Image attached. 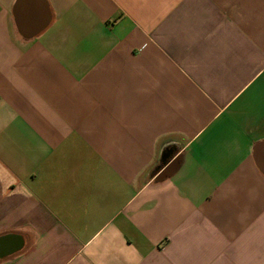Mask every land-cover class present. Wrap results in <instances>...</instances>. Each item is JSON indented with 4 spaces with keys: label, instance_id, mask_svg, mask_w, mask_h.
Instances as JSON below:
<instances>
[{
    "label": "crops",
    "instance_id": "obj_1",
    "mask_svg": "<svg viewBox=\"0 0 264 264\" xmlns=\"http://www.w3.org/2000/svg\"><path fill=\"white\" fill-rule=\"evenodd\" d=\"M0 264H264V0H0Z\"/></svg>",
    "mask_w": 264,
    "mask_h": 264
}]
</instances>
